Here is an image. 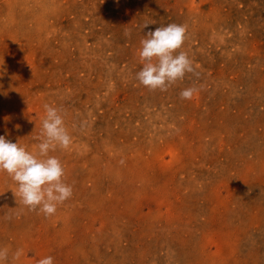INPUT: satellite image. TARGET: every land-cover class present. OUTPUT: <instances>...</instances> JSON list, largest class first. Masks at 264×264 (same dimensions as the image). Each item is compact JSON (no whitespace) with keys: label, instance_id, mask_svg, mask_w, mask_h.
<instances>
[{"label":"rangeland","instance_id":"obj_1","mask_svg":"<svg viewBox=\"0 0 264 264\" xmlns=\"http://www.w3.org/2000/svg\"><path fill=\"white\" fill-rule=\"evenodd\" d=\"M169 23L199 77L150 91L141 40ZM45 104L73 195L45 217L0 173L4 264H264V0H0V135L38 154Z\"/></svg>","mask_w":264,"mask_h":264},{"label":"clouds","instance_id":"obj_2","mask_svg":"<svg viewBox=\"0 0 264 264\" xmlns=\"http://www.w3.org/2000/svg\"><path fill=\"white\" fill-rule=\"evenodd\" d=\"M149 24L152 23H145L143 29ZM125 35H130V32L126 31ZM146 37L141 40L138 52L142 67L135 78L140 85L150 91L163 92L183 80L188 73L199 77L188 54L178 51L187 39L186 26L169 23L154 31L149 30ZM198 91L195 87L184 88L180 97L192 100ZM43 107L45 116L41 133L35 137L40 141L38 154L0 135V173L6 172L17 183L18 190L10 189L19 203L30 211H39L45 217H52L57 207L72 197L73 187L65 183L66 170L62 161L49 153L57 148L69 150L73 139L66 127L62 109L48 104ZM21 255L22 250L18 249L12 259L19 260ZM8 258V249L0 248V264H4ZM37 264H54V258L45 256Z\"/></svg>","mask_w":264,"mask_h":264},{"label":"bare ground","instance_id":"obj_3","mask_svg":"<svg viewBox=\"0 0 264 264\" xmlns=\"http://www.w3.org/2000/svg\"><path fill=\"white\" fill-rule=\"evenodd\" d=\"M261 67H262V66H261ZM36 107H37V106H36ZM259 137H260V136H259ZM259 137H258V138H259ZM258 140H259V139H258ZM262 147H263V146H262ZM262 152H263V151H262ZM244 156H245V155H244ZM94 217H95V216H94ZM94 219H96V218H94ZM102 222H103V221H102ZM41 248H42V247H41ZM42 249H43V248H42Z\"/></svg>","mask_w":264,"mask_h":264}]
</instances>
